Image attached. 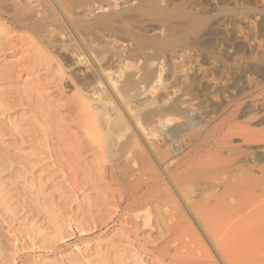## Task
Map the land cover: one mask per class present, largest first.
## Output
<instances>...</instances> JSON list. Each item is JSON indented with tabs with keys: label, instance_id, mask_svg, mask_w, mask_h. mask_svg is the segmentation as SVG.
I'll return each instance as SVG.
<instances>
[{
	"label": "rangeland",
	"instance_id": "rangeland-1",
	"mask_svg": "<svg viewBox=\"0 0 264 264\" xmlns=\"http://www.w3.org/2000/svg\"><path fill=\"white\" fill-rule=\"evenodd\" d=\"M175 1L179 14L188 11L180 0ZM200 1L204 10L197 18L204 25L194 27L193 21L178 18V37L185 38L184 42L151 62L154 89L139 88L143 91L128 96L120 90L123 103L116 99L108 106V111H118L126 118L130 128L115 152L103 158L105 169L101 171H92L93 155L80 160L78 171L68 167L75 160L65 163L66 155L76 158L69 154L74 127L59 124L67 115L62 102L73 95V87H64L61 95L48 86L49 98L46 89L34 85L37 75L20 73L21 53L0 54V215L8 223L0 227L4 246H12L8 240L13 235L23 240L32 236L43 246L61 232L67 238L64 246L50 256L42 252L37 257L41 264H136L142 257L137 264H157L150 250L158 247L160 254H168L165 241H172L173 249L180 237L188 242L200 235L204 240V229L213 241L206 238L205 246L196 247L189 256L213 254L215 246L230 264H264V0ZM125 2H114L111 9L92 2L87 19L136 4ZM153 24L158 25L144 26ZM62 56L75 72H85L73 57ZM138 61L127 63L137 66ZM139 63L144 65V60ZM113 69L117 72V65ZM127 72L138 80L143 74L135 68ZM172 106L177 112H168ZM49 123L53 125L50 140L46 137ZM128 136L137 144L129 159L121 158ZM61 153H65L63 158ZM64 165L67 173L61 168ZM129 171L133 176L126 178ZM108 195H131L132 214L121 213L119 223L107 222L115 212L113 206L108 209L103 204ZM178 204L184 208L182 225L190 221L193 233L190 228L178 230ZM97 214L109 226L101 224L95 231L79 233L75 223L91 224ZM146 216L150 218L147 226ZM71 218L75 220L73 231L68 226ZM120 223L136 229L132 245L118 243L123 237ZM141 244L149 253L142 252ZM172 249L170 255L175 254Z\"/></svg>",
	"mask_w": 264,
	"mask_h": 264
},
{
	"label": "bare ground",
	"instance_id": "bare-ground-1",
	"mask_svg": "<svg viewBox=\"0 0 264 264\" xmlns=\"http://www.w3.org/2000/svg\"><path fill=\"white\" fill-rule=\"evenodd\" d=\"M118 1L119 0H0V32L3 34L0 42V54L13 56L17 53H21L23 56L20 61H17V66L21 67V70L19 69L20 73L34 76L37 75V80L36 83L34 82V85H37L38 89H46V91H48L47 97L49 98L51 97V94L49 93L51 92L50 90L57 91L58 93L60 92L61 95H64V93L62 94L64 87H67L68 85L70 87L71 85L74 89L72 96H68L66 98L67 100H63V102L61 101L67 110V115L60 118L59 124H61L62 128H75L72 129V131L75 130V133L73 132V138L70 139L68 137L70 141H73L72 144L74 145H70V149H72L73 152L68 153L71 157H76L77 159H72L68 155L65 156V153H61L60 158L65 156V163H68L70 160H75V162H73L76 164L71 165L69 163L68 167H71L72 169L75 167L77 171L82 169V164H79L80 160H82L83 157H89L92 155L95 157L92 171H101L105 169L103 158H106L107 153L112 155L115 152V147L120 140L126 136L125 132L130 128L128 120L119 114L118 111L114 112L109 110L110 113L108 111V106L114 104L117 100L123 103L122 97L119 95L120 90L128 96L133 91L141 90L139 88H144L143 90H145V88L147 90L154 89L155 85L153 83L156 75L151 67V62L160 59L168 51L170 52L171 49L177 48L179 46L178 43L184 42L183 39L185 38L178 37V18L184 22L193 21L194 27H198L202 23V20L200 21L197 18L199 13L204 10V2L200 0H180L182 4L181 7H187L188 9V11L185 9V11L182 10L184 12L180 11V14L178 13V2L175 0H126L123 4L127 3L130 5L132 2L136 4H132L130 7H127V9L117 12H112V10L110 14L104 15L102 18L98 17L96 19H90L88 17L89 19H87L86 13L88 12L90 3H100V5L111 9V7H113L111 5H114L115 3L117 4ZM150 22L158 25L155 26L153 24L155 27H151L152 25L144 26V24H150ZM184 22L180 24H183ZM185 25L187 24L185 23ZM184 30L185 27L183 31ZM141 31L143 33H141ZM148 50H153L154 53L151 54L152 51L151 53H147ZM66 54L69 55V58H74L76 65L80 67L84 66L86 68V70L83 68L85 74L80 72L83 74L81 76L79 72L74 71L70 64L68 65V63L64 61L65 58L63 59L62 55L66 56ZM129 60L134 63H136V60H141V62L144 60V65H140L138 61L140 66L138 67V63L137 66L134 63H127ZM114 65H117L118 67L117 72H113L115 69V67L113 69ZM131 68L141 69V71H143V74L140 72L142 77L139 75V77H141L139 80L137 78L135 79L132 73L127 72L128 69ZM13 71L14 70H11L8 75H11ZM78 73L80 75H78ZM8 77L9 76H3L2 79ZM48 86L51 87L50 90ZM32 92L33 90H31L30 93ZM123 107L127 109L128 103H124ZM169 111L172 113L177 112L176 106H172L168 112ZM52 128L51 123L47 124L46 137L49 140L51 139L52 134L49 132ZM63 141L61 142L63 143ZM136 144V140L132 137H126L125 142H123L121 158L126 156L127 159H129L132 148ZM180 151L181 146L178 144V154ZM52 152H54L53 149ZM71 154H74L75 156H72ZM61 168H63V172H68L65 165ZM132 174H130L129 171L126 178L131 177L129 175ZM71 178L72 177H70V179ZM179 185L181 184L178 179V193L180 197V194L182 196L183 193H180L179 189H182V187ZM105 194L107 195L108 193ZM107 197L109 198H104L105 200L103 204L107 206L106 208L108 209L109 207L112 208V206L113 209H115V212L113 210V215L110 214L108 219L106 218L107 222L111 224L119 223L117 218L122 216L121 213L132 214V205L130 204L132 198L131 195H120L119 197L108 195ZM102 202H100L101 206L103 205ZM180 204H178V211L175 212H178V230L182 227L187 229L190 228L189 232H191L192 226L190 225V221H184V225L181 223L183 222L181 217H184V208L181 207ZM108 209L107 211L110 212ZM101 214L102 213H100V215ZM2 216L0 227H4V224L7 223L6 220L3 219L4 216ZM97 217L94 216L93 223L90 224L91 221H87L89 224L85 223V225L82 223L77 224L74 222L75 220L73 221V218H71L68 226L72 230V222H74L76 224L75 228L82 234L87 233V231H89L88 229H90V231H95L94 229H97L100 227L99 225L102 224L99 220L98 214ZM146 218L148 219L145 220L147 226L150 218L148 216H146ZM109 223L104 225L103 222L101 226L104 225L108 227ZM120 224L122 228L121 231H123L120 234L121 236L123 235V237L121 239L118 238L120 240L118 243L121 244L125 241L132 245L134 242V240L132 242V236L134 231L136 232V229L134 227L135 230L131 227H127L126 223ZM6 226H10V224ZM203 231L205 232L203 234H205V237L207 238L205 239L211 241L208 236L209 234H207L204 229ZM10 234L9 236L11 237ZM17 236L13 235L9 240L7 239L12 246H4V242L2 243V241H4V236L2 238L0 234V264H41L40 262L42 260L37 259V257L39 258L40 256H43V254L41 255L42 252H46L48 256L59 252L64 246L62 245V242L67 239L64 237L63 233L58 232L55 238L52 240L49 239L48 241L45 240L46 242H44L43 246H40L39 242L32 236L29 237L28 240L20 239ZM199 236L193 240L188 238L190 240L188 242L184 241V237H180L183 241L182 239L181 241H178V244L175 245V247L173 246V249L171 248L172 241H165L163 244L165 247H162L168 254H160L158 247L152 251L149 249L151 253H149V250L145 245L143 246L141 244L140 247L142 252L148 251L147 253L153 254V256H155V263L157 264H166L168 259L172 261V263L170 261L169 264H230L226 259L225 253L215 246L213 254L205 251L206 253L200 256H189L191 255L190 253L192 250L196 247L205 246L206 240L204 239V241L199 238ZM82 241H84V239ZM209 245L212 247V243H209ZM207 246L208 245H206V247ZM163 248L161 249L162 251H164ZM171 249L175 250L174 255H170L169 252ZM136 254L135 256L138 257L139 255ZM75 258H77V256ZM142 258H140V260H142ZM139 261H137L136 264ZM140 263L142 264V261ZM79 264L81 263L79 262Z\"/></svg>",
	"mask_w": 264,
	"mask_h": 264
}]
</instances>
